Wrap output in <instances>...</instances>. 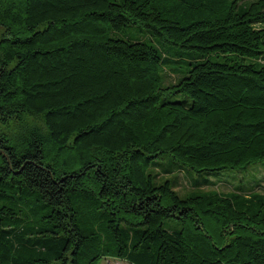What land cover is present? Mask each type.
<instances>
[{
	"label": "trees",
	"instance_id": "obj_1",
	"mask_svg": "<svg viewBox=\"0 0 264 264\" xmlns=\"http://www.w3.org/2000/svg\"><path fill=\"white\" fill-rule=\"evenodd\" d=\"M134 23L150 38L112 34ZM9 123L0 264H264L263 165L249 190L185 195L151 169L264 161V0H0Z\"/></svg>",
	"mask_w": 264,
	"mask_h": 264
},
{
	"label": "rangeland",
	"instance_id": "obj_2",
	"mask_svg": "<svg viewBox=\"0 0 264 264\" xmlns=\"http://www.w3.org/2000/svg\"><path fill=\"white\" fill-rule=\"evenodd\" d=\"M114 36L123 37V38H142L149 39L150 32L148 29L141 25L140 23L130 24L121 29L112 31ZM160 48L165 52L168 56L180 57L181 55L184 57L194 56V52L192 50L183 49L181 46L177 44H169L162 45L159 44ZM172 73V69L170 67H165L163 72L164 82L168 83L169 74ZM184 97L183 93H177L172 95L171 98L181 99ZM38 120L39 119H33ZM17 128L16 123H9V125L4 126L0 125V130L5 131H13ZM179 163L175 161L170 154H164L162 158H158L152 165L151 169L155 172H159L162 175V179L165 178H173L175 183L177 180L180 182L179 186L176 188L179 190V193L185 195L190 190L196 189H217L221 191H231L234 189L241 190H249L251 187V183L249 181L251 179H255V181L259 180L258 175L262 174L261 169L257 171L258 165L264 166V161L260 164L251 165L247 170L237 169V168H223L215 171H197L188 166H181L183 168H179ZM262 167V166H261ZM264 174V173H263ZM254 182V181H253ZM260 184V182L258 183ZM177 185V183H176ZM261 186H257L261 190H264V177L261 176ZM100 264H133L126 259H121L118 257H105L102 259Z\"/></svg>",
	"mask_w": 264,
	"mask_h": 264
}]
</instances>
